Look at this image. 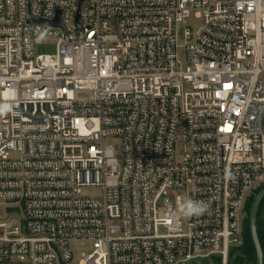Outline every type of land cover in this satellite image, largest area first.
<instances>
[{
	"label": "built area",
	"instance_id": "2783aa9c",
	"mask_svg": "<svg viewBox=\"0 0 264 264\" xmlns=\"http://www.w3.org/2000/svg\"><path fill=\"white\" fill-rule=\"evenodd\" d=\"M260 187L264 0H0V264H230Z\"/></svg>",
	"mask_w": 264,
	"mask_h": 264
},
{
	"label": "trees",
	"instance_id": "16d2710c",
	"mask_svg": "<svg viewBox=\"0 0 264 264\" xmlns=\"http://www.w3.org/2000/svg\"><path fill=\"white\" fill-rule=\"evenodd\" d=\"M262 188L263 187H260L258 190H256L255 193L251 195L246 202L245 205L246 215L244 219V228H243V236H242L243 241L240 245L233 246L230 249L229 252L230 264H256L257 252L250 229V211L256 195L259 193V191ZM257 233L264 254V198L257 212ZM220 263H221V258L218 256L215 257L213 264H220Z\"/></svg>",
	"mask_w": 264,
	"mask_h": 264
},
{
	"label": "rangeland",
	"instance_id": "374dc122",
	"mask_svg": "<svg viewBox=\"0 0 264 264\" xmlns=\"http://www.w3.org/2000/svg\"><path fill=\"white\" fill-rule=\"evenodd\" d=\"M199 25V20H194L193 23L189 25V28L193 30L195 27ZM183 43V42H181ZM36 53L37 54H47V53H54L56 51V41L53 38H42L39 39L36 45ZM178 58L179 60L185 64L186 63V51L184 46H181L178 49ZM115 144H118L119 141L114 142ZM89 194H98L99 190L97 189H90L86 191ZM176 195H180L183 197V200H185V196L182 192H176ZM165 198L162 199L161 203L165 202ZM169 201L173 205L175 202V194H172L169 196ZM178 209V208H177ZM71 249L73 251V261L72 264H78L79 260L81 259L82 253H87L92 249V243L90 242H75L71 245Z\"/></svg>",
	"mask_w": 264,
	"mask_h": 264
},
{
	"label": "water",
	"instance_id": "95a60500",
	"mask_svg": "<svg viewBox=\"0 0 264 264\" xmlns=\"http://www.w3.org/2000/svg\"><path fill=\"white\" fill-rule=\"evenodd\" d=\"M60 14L61 12L59 11L58 16L55 20L50 21V22L47 21V22L50 24L56 25V26H60L61 25ZM263 198H264V187L256 195L254 202L252 204V207H251V211H250V229H251L252 237H253L255 247H256V252H257L256 264L264 263L263 249H262V245L260 243L258 233H257V212H258V208Z\"/></svg>",
	"mask_w": 264,
	"mask_h": 264
},
{
	"label": "clouds",
	"instance_id": "9594fccd",
	"mask_svg": "<svg viewBox=\"0 0 264 264\" xmlns=\"http://www.w3.org/2000/svg\"><path fill=\"white\" fill-rule=\"evenodd\" d=\"M209 210V205L202 200H193L191 198L183 200L178 205V211L185 217L203 215Z\"/></svg>",
	"mask_w": 264,
	"mask_h": 264
}]
</instances>
